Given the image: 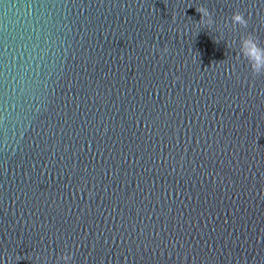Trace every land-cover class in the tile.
<instances>
[{
  "label": "water",
  "instance_id": "water-1",
  "mask_svg": "<svg viewBox=\"0 0 264 264\" xmlns=\"http://www.w3.org/2000/svg\"><path fill=\"white\" fill-rule=\"evenodd\" d=\"M247 34L264 0H0V264H264Z\"/></svg>",
  "mask_w": 264,
  "mask_h": 264
},
{
  "label": "clouds",
  "instance_id": "clouds-1",
  "mask_svg": "<svg viewBox=\"0 0 264 264\" xmlns=\"http://www.w3.org/2000/svg\"><path fill=\"white\" fill-rule=\"evenodd\" d=\"M196 11L201 15V21L205 24L210 25L212 20L210 18L205 20V17H210L207 9L204 7H197ZM233 24H238L242 28L247 26V21L244 19L243 15L239 12H234L231 16ZM167 52V48L163 50ZM241 53L244 58L247 59L251 71L254 75L260 74L261 69H264V49H261L256 41V38L251 34H247L241 41ZM60 259L67 261L70 259V255L61 256Z\"/></svg>",
  "mask_w": 264,
  "mask_h": 264
}]
</instances>
